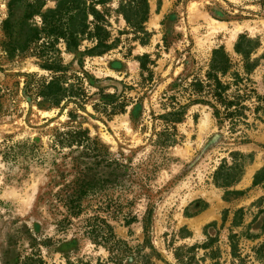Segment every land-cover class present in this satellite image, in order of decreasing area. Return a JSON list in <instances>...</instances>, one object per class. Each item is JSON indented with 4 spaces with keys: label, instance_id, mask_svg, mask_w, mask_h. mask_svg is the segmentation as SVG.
<instances>
[{
    "label": "rangeland",
    "instance_id": "374dc122",
    "mask_svg": "<svg viewBox=\"0 0 264 264\" xmlns=\"http://www.w3.org/2000/svg\"><path fill=\"white\" fill-rule=\"evenodd\" d=\"M8 1L0 0V264H21L27 256L44 264H264V180L253 185L264 167V0H149L144 41L123 16L128 0L98 4L115 45L94 56L82 54L92 44L87 40L79 53L56 45L59 72L87 96L59 107L40 102L31 89L36 79L54 76L41 66L44 59H8L3 51ZM45 2L44 8L56 5ZM242 35L251 42L243 44L248 59L236 51ZM220 47L231 60L222 77L230 84L226 95L239 89L243 108L235 119L222 114L218 121L211 106L192 104L181 122L167 124L162 116L172 108V84L204 79ZM188 94L175 96L184 104ZM121 105L124 112H116ZM78 125L102 158L119 160L127 173L84 197L71 216L64 202L78 151L56 148L53 139ZM91 166L90 176L104 170ZM227 173L240 179L225 186ZM147 210L152 224L145 234ZM103 220L130 252L116 256L95 241L89 230Z\"/></svg>",
    "mask_w": 264,
    "mask_h": 264
},
{
    "label": "trees",
    "instance_id": "16d2710c",
    "mask_svg": "<svg viewBox=\"0 0 264 264\" xmlns=\"http://www.w3.org/2000/svg\"><path fill=\"white\" fill-rule=\"evenodd\" d=\"M55 1V7L44 8L46 4L45 0H9L8 16L2 22V30L4 32L2 47L8 59L17 56L20 58L35 55L44 59V64L41 65L43 68L54 72V76L50 79H36L31 84L34 94L40 102L48 104V107H59L61 103L70 99H86L85 90L74 84H67L66 74L59 72L63 71L61 66L57 64V56H55V53H59V50L56 48L59 42H64L67 51L79 53L81 52L80 47L83 42L87 40L92 44L91 46H86L82 54L90 56L101 55L115 45V40H112V34L108 29L110 24L107 20L106 10L97 8L98 4L104 5L107 0ZM122 7L126 22L138 33L137 38L144 41L149 35L146 29H144V23L150 14L149 0H128L122 4ZM133 9L136 10L133 12L134 16L128 13V10ZM246 39L245 35L239 38L236 51L245 59H248L251 51L243 48ZM248 42L250 41L248 40ZM149 57L148 54L141 57L142 70L148 69L145 61L150 59ZM230 68V57L220 47L213 51L210 69L205 74L204 79L193 78L188 85L183 84L181 81H175L172 84V89L175 90L171 96L173 104L170 107L172 108L165 116H162L166 120V123L174 124L181 122L188 106L199 103L211 106L213 114L218 121L222 120V114L225 119H235L233 116L243 106L237 100L240 97L239 89L234 93L232 98L226 95L230 89V84L224 82L222 77L230 72ZM234 75L235 78H240L239 73L236 72ZM178 91H189L187 103L183 104L178 96H175ZM113 96L112 94H108L105 97L111 98ZM124 107L121 105L116 112H124ZM262 108L264 111V105ZM235 122V120L232 121L233 124ZM164 134L167 137L169 135L168 130H165ZM53 140L56 148H70L69 151L72 154L78 151L77 154L72 155V170L75 173V179L68 185L67 191L69 194L64 202L71 216L80 213L81 201L84 197L90 193H96L102 188L113 187L119 184L127 173L125 165L119 160L102 158L103 153L99 148H93L96 145L95 140L91 138L88 130L81 125L69 126L67 130L63 131L57 130ZM89 163L100 168L102 167L104 170L90 176V171L93 167L88 165ZM231 177H233L231 174H226L225 186H229L240 179L239 176L236 179ZM263 180L264 167L254 176L253 185H257ZM231 193H239V191H231ZM236 216L237 214L235 218ZM103 223H105L102 226L103 228L95 226L89 230V233L95 235V241L98 242L100 240L101 243L109 245V251L116 256L122 252H130L132 248L125 240L116 235L113 226L104 222V220ZM151 224L152 210H147L143 218L145 234L150 231ZM233 224H237V221L234 220ZM235 237L236 234L229 236L232 251L235 250ZM145 241H147L146 236ZM203 247L206 248L207 245ZM195 248V246L188 247V251L192 252ZM21 264H44V262L33 256H27L26 260Z\"/></svg>",
    "mask_w": 264,
    "mask_h": 264
}]
</instances>
